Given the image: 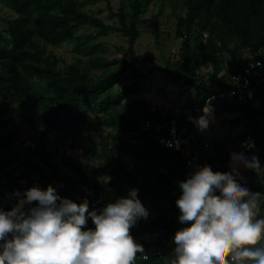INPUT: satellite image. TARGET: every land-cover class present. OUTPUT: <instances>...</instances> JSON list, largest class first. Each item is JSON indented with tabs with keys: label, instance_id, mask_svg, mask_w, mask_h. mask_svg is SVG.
I'll list each match as a JSON object with an SVG mask.
<instances>
[{
	"label": "trees",
	"instance_id": "obj_1",
	"mask_svg": "<svg viewBox=\"0 0 264 264\" xmlns=\"http://www.w3.org/2000/svg\"><path fill=\"white\" fill-rule=\"evenodd\" d=\"M97 1L0 0L17 13L13 20L0 16V23L7 24L6 33L0 31V129H7L13 122L31 126L34 138L26 147L43 163V166L28 163L30 171L15 176L10 168L19 160L20 140L16 132L4 136L0 141V156H5L0 163V172L4 173L0 210L11 211L21 199H26V192L33 187L46 191L51 185L61 198L77 204L85 199L91 202L92 196H102V204L96 209L99 214L102 207L128 198L129 192L136 189L138 199L149 212L147 219H139L131 229L135 241L144 249L138 254L136 264H171L176 245L168 242L178 230L190 226L179 222L181 213L176 201L182 190L178 185L193 172L179 151L162 147L142 131L141 122L154 105L147 106L140 97L127 103L129 112H123L118 108L123 96H129L131 91L123 96L114 92L129 70L133 79L145 76L138 73L136 64L140 57L135 48L141 25L146 22L144 16L154 0H125L117 12L113 11L110 0H104L111 15L118 19L117 25H109L84 10L86 4ZM183 7L184 15H177L175 30L176 38L183 41L179 57L176 62L168 61L165 67L156 66L154 70L174 83L196 88L197 99L188 105L203 103L213 94L231 90L233 75L245 72L249 55L261 61L250 85L255 93L254 101L246 98L239 102L235 98L221 110L236 115L232 126L245 122L250 129L243 136L245 143H254L248 152L256 153L261 170L241 167L233 175L243 187L261 194L258 218L264 219V105H256L264 96V0H183ZM83 26L95 29V33L79 34ZM109 31L127 39L128 47L122 59L107 58L106 50L97 41ZM39 41L50 46L74 43L77 58L61 71L59 61ZM203 63L212 67L206 75L199 73ZM94 71L101 74L95 75ZM1 99L13 105L17 115L7 117ZM161 113H155L160 121L169 120L172 115ZM91 114L99 115L100 125L113 131L99 139L89 137L81 162L74 156L65 157L63 166L70 168L75 176L62 174L54 161L58 150L49 152L45 140L52 130L86 124ZM184 124L189 126L184 139L202 147L208 143L193 135L194 130L202 131L194 128L193 121ZM209 144L211 149L201 153V163L210 166L213 172H232L233 152L221 142ZM37 172L41 178L31 180L29 177ZM175 189L179 190L175 192ZM88 229H95L91 218L84 230ZM157 249L161 255L155 254ZM145 254L149 255L147 260L143 259Z\"/></svg>",
	"mask_w": 264,
	"mask_h": 264
},
{
	"label": "clouds",
	"instance_id": "obj_2",
	"mask_svg": "<svg viewBox=\"0 0 264 264\" xmlns=\"http://www.w3.org/2000/svg\"><path fill=\"white\" fill-rule=\"evenodd\" d=\"M203 111L194 121L202 131L209 126L210 107ZM247 146L251 150L254 143ZM230 166L232 172L221 173L205 165L180 182L179 222L190 226L172 237L171 264H264L261 194L233 175L241 167L259 172V159L234 152ZM33 202L38 206L31 207ZM148 216L136 189L98 214L89 210L87 199L77 204L61 198L51 185L46 191L33 187L11 211L0 210V264H136L144 249L131 229ZM89 218L94 230H84Z\"/></svg>",
	"mask_w": 264,
	"mask_h": 264
},
{
	"label": "rangeland",
	"instance_id": "obj_3",
	"mask_svg": "<svg viewBox=\"0 0 264 264\" xmlns=\"http://www.w3.org/2000/svg\"><path fill=\"white\" fill-rule=\"evenodd\" d=\"M87 1V0H81ZM125 0H110V4L114 12H117L119 7ZM89 13H92L105 21L109 25H117L118 19L111 15L108 4L104 0H98L93 4H86L83 7ZM183 0H154L149 6L144 18L146 22L141 25V34L136 44V54L140 57L136 64L138 73L145 75L138 79H133L130 76L131 70L127 72L126 79L117 85L114 92L118 95H125L126 92L131 91L129 96L124 97L123 102L118 108L120 111H127L126 104L132 103L140 97L144 99L147 106L159 104H170L175 107H183L190 101H196L197 93L195 87L185 86L183 83H174L166 75L155 71L154 67H165L168 61L176 62L179 57V51L182 47L183 41L177 39L175 36L177 15H184ZM0 16L7 20L17 18V13L7 4L0 3ZM6 22L0 23V31L6 33ZM79 34L95 33V29L89 26L79 28ZM7 37V34L4 35ZM102 44L103 49L106 50L105 56L110 59L125 57V50L128 47L127 39L122 34L109 31L107 35L97 39ZM41 46L47 48L48 54L57 59L58 69L63 71L67 66L72 64L77 55L74 52V43H66L60 46H50L44 41H39ZM119 48L124 50H119ZM178 55V56H174ZM212 70L211 65L203 63L199 69L200 75H206ZM95 75H100L101 71H94ZM146 75L149 77L146 78ZM38 81V77H35ZM136 84V85H134ZM134 85V86H133ZM131 88V89H130ZM128 89V90H127ZM130 90V91H129ZM5 105L7 117L17 115L14 106L8 104L1 99ZM257 106L264 105V96L257 100ZM142 112V111H141ZM236 117L235 114L224 110H217L212 112L207 118L209 126L203 131H193L201 137L205 142L213 143L215 141L225 144L233 153H244L249 157L255 156V152H248V144L245 143L246 138L243 133L248 132L245 122L239 126H232L231 122ZM100 116L91 114L84 125L76 124L68 130H52L50 135L45 140L46 149L51 152L54 149L58 150L54 161L60 166L61 173L68 176H75L70 168L63 166L65 157L71 158L74 156L76 161L81 162L85 157V150L88 147V138L93 137L99 139L105 136L112 129H106L100 125ZM16 132L17 138L20 140L19 160L11 166V170L15 176L21 175L24 172H29L28 163L39 164L43 166L39 156L30 151L26 147V143L34 138V131L29 125H18L13 122L8 125L7 129H0V141L4 139L7 133ZM237 139V140H236ZM186 148L189 152H193L190 141H185ZM5 159V156H0V163ZM31 180H38L41 178L39 172L31 177ZM25 182L26 179H22ZM29 182V180H28ZM179 187V185H178ZM180 189V187H179ZM179 189H175L177 192ZM19 203V202H18ZM17 203V204H18ZM16 204V205H17ZM38 204H33L31 207H36ZM26 206L25 210H27ZM11 236V235H9ZM149 238L147 237V240ZM0 243H3L0 241Z\"/></svg>",
	"mask_w": 264,
	"mask_h": 264
},
{
	"label": "built area",
	"instance_id": "obj_4",
	"mask_svg": "<svg viewBox=\"0 0 264 264\" xmlns=\"http://www.w3.org/2000/svg\"><path fill=\"white\" fill-rule=\"evenodd\" d=\"M177 56V55H174ZM248 66L245 69V72L237 73L233 75L234 83L233 88L229 91L213 94L205 99L203 103L195 102L190 105H185L183 107H175L170 104H163L158 106H152L147 113V117L141 122L142 131L149 136V138L154 139L164 148L167 149H176L179 151L186 161L187 168L192 170L195 173L199 168L205 166L201 163L200 156L201 153L206 149H211L209 143H205L204 146H197V143L193 141L190 142L192 148L195 147L193 152H189L185 147V141L189 139H184V134L188 131L189 126L184 123L187 121H197L200 117L204 116L205 113L203 109L206 106L210 107V114L214 113L218 109H222L226 103L231 102L233 99H237L239 102H243L248 98L251 102L255 99V93L250 88L251 80L254 74L257 75V67L261 65V61L256 58L253 54L248 56ZM162 115L166 116L171 113L169 120H159L155 118V113L161 112ZM208 115V116H209ZM194 128L199 127L194 122ZM192 143V144H191ZM208 166V165H207ZM4 182V173L0 172V185ZM85 192H88L87 188L83 189ZM89 201V200H88ZM102 196L91 197V202H89V210H96L102 204ZM102 207L101 210H103ZM174 242V238H170L168 244L171 245ZM155 254L161 255V250L157 249L154 251ZM144 256L149 257L148 254Z\"/></svg>",
	"mask_w": 264,
	"mask_h": 264
}]
</instances>
